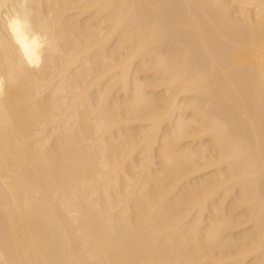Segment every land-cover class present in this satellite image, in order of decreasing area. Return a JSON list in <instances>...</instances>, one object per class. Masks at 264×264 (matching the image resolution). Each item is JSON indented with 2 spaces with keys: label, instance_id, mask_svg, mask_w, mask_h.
Instances as JSON below:
<instances>
[{
  "label": "bare ground",
  "instance_id": "6f19581e",
  "mask_svg": "<svg viewBox=\"0 0 264 264\" xmlns=\"http://www.w3.org/2000/svg\"><path fill=\"white\" fill-rule=\"evenodd\" d=\"M0 264H264V0H0Z\"/></svg>",
  "mask_w": 264,
  "mask_h": 264
}]
</instances>
